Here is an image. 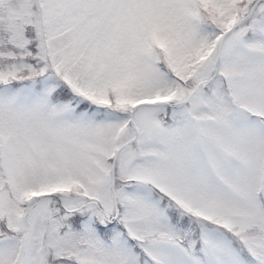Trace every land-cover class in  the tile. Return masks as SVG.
I'll return each mask as SVG.
<instances>
[{
  "label": "snow or ice",
  "instance_id": "snow-or-ice-1",
  "mask_svg": "<svg viewBox=\"0 0 264 264\" xmlns=\"http://www.w3.org/2000/svg\"><path fill=\"white\" fill-rule=\"evenodd\" d=\"M0 264H264V0H0Z\"/></svg>",
  "mask_w": 264,
  "mask_h": 264
}]
</instances>
